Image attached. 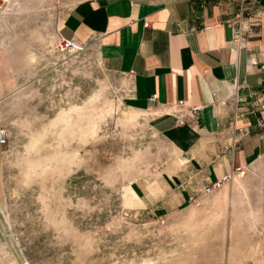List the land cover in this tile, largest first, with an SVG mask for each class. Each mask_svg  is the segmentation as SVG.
I'll use <instances>...</instances> for the list:
<instances>
[{
    "label": "rangeland",
    "instance_id": "obj_1",
    "mask_svg": "<svg viewBox=\"0 0 264 264\" xmlns=\"http://www.w3.org/2000/svg\"><path fill=\"white\" fill-rule=\"evenodd\" d=\"M78 1L0 0V264H259L264 156L183 200L124 76L94 41L61 47Z\"/></svg>",
    "mask_w": 264,
    "mask_h": 264
},
{
    "label": "crops",
    "instance_id": "obj_2",
    "mask_svg": "<svg viewBox=\"0 0 264 264\" xmlns=\"http://www.w3.org/2000/svg\"><path fill=\"white\" fill-rule=\"evenodd\" d=\"M59 31L94 41L124 76L127 104L178 152L171 176L183 200L264 156V0H80ZM180 99L201 106L197 122L177 123Z\"/></svg>",
    "mask_w": 264,
    "mask_h": 264
},
{
    "label": "built area",
    "instance_id": "obj_3",
    "mask_svg": "<svg viewBox=\"0 0 264 264\" xmlns=\"http://www.w3.org/2000/svg\"><path fill=\"white\" fill-rule=\"evenodd\" d=\"M242 11H239L236 16L241 17L242 16ZM146 24L149 22L146 21ZM236 25L234 27V40L238 43L241 44L243 41V36H242V21L241 19L235 21ZM60 40V45L63 49L71 48L73 46H76L75 39L68 38L62 34L59 36ZM83 43V42H81ZM79 43V44H81ZM158 96L157 93H154L151 96V99L154 100ZM222 102L226 103L227 99L223 100ZM178 112L176 114V121L179 125H184V124H193L194 122H197V119L199 117V109L201 108L200 105L197 104H187L186 101L183 99H180L178 101ZM236 119V116H235ZM234 119V121H235ZM233 121V122H234ZM9 130L6 126L0 125V145H5L8 140H9ZM235 141V140H234ZM246 167L243 166H237L233 170L223 174L219 179L212 181L208 184H206L202 190V192L191 194L189 196V201L191 203H196V204H201L203 202V197L204 195L211 194L213 193L217 188H219L222 184L225 182H228L232 180L237 173L242 172Z\"/></svg>",
    "mask_w": 264,
    "mask_h": 264
},
{
    "label": "bare ground",
    "instance_id": "obj_4",
    "mask_svg": "<svg viewBox=\"0 0 264 264\" xmlns=\"http://www.w3.org/2000/svg\"><path fill=\"white\" fill-rule=\"evenodd\" d=\"M75 44H76V46H79L80 45L78 41H76Z\"/></svg>",
    "mask_w": 264,
    "mask_h": 264
}]
</instances>
